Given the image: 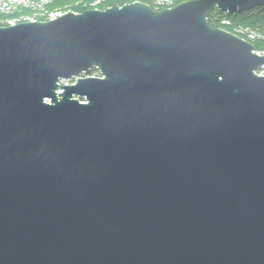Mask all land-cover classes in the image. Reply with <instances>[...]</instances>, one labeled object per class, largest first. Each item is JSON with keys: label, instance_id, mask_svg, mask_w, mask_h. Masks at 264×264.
Listing matches in <instances>:
<instances>
[{"label": "water", "instance_id": "1", "mask_svg": "<svg viewBox=\"0 0 264 264\" xmlns=\"http://www.w3.org/2000/svg\"><path fill=\"white\" fill-rule=\"evenodd\" d=\"M258 7L0 27V264H264V53L209 22Z\"/></svg>", "mask_w": 264, "mask_h": 264}, {"label": "trees", "instance_id": "2", "mask_svg": "<svg viewBox=\"0 0 264 264\" xmlns=\"http://www.w3.org/2000/svg\"><path fill=\"white\" fill-rule=\"evenodd\" d=\"M138 1L150 5L153 9H156L158 4H161L162 8H160V10H164L190 0H165L164 4H162L163 2L158 3L160 0H76L67 4L70 5V8L68 9H72L77 13H82L86 10L94 9L92 6L97 2H100L98 8L103 10L108 9L113 5L124 6ZM169 3L172 5L170 6ZM217 16H220L221 18L219 20H215V17ZM16 18L17 17L12 13L4 15L0 12V27L9 26L10 21ZM223 19H227L230 23H222ZM209 22L216 28L224 29L252 42L257 52L264 53V7H258L247 12L232 15H225L219 11H214L209 15ZM252 36L253 38H250ZM94 73L98 74L96 70L92 71V75Z\"/></svg>", "mask_w": 264, "mask_h": 264}, {"label": "rangeland", "instance_id": "3", "mask_svg": "<svg viewBox=\"0 0 264 264\" xmlns=\"http://www.w3.org/2000/svg\"><path fill=\"white\" fill-rule=\"evenodd\" d=\"M71 1H76V0H35V1L34 0H0V12L4 15L8 13H12L17 17L16 19L11 20L9 25L11 24L13 25L16 23L18 24L20 23V21L28 22L30 20L46 22L49 20H53L68 12L77 13L76 11L72 9H68L70 8V5L67 3ZM96 1H101V0H96ZM158 3L164 4L165 0H160ZM99 4L100 2H97L92 7H94V9L101 10L100 8H98ZM169 5L171 6L172 4L169 3ZM160 8H162V5L158 4V7H156L155 10L160 11ZM220 18H221L220 16H217L215 17V20H219ZM222 23L229 24L230 22L227 19L226 20L223 19ZM250 38H253V36ZM258 73L261 75H264V68L260 69ZM83 76H86V75H83ZM89 76H99V72L98 74L94 73L93 75L91 72ZM75 81L76 79H73L71 81L64 80L62 84H72Z\"/></svg>", "mask_w": 264, "mask_h": 264}, {"label": "bare ground", "instance_id": "4", "mask_svg": "<svg viewBox=\"0 0 264 264\" xmlns=\"http://www.w3.org/2000/svg\"><path fill=\"white\" fill-rule=\"evenodd\" d=\"M27 21V20H26ZM31 21V20H30ZM17 24V23H16ZM12 25V24H11Z\"/></svg>", "mask_w": 264, "mask_h": 264}]
</instances>
